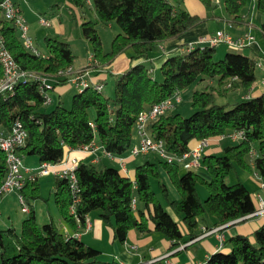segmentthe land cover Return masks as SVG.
<instances>
[{
    "label": "trees",
    "instance_id": "trees-1",
    "mask_svg": "<svg viewBox=\"0 0 264 264\" xmlns=\"http://www.w3.org/2000/svg\"><path fill=\"white\" fill-rule=\"evenodd\" d=\"M3 1L0 0V49L4 45L21 70H32L36 76L21 79L0 93V127L9 131L16 120H21L28 136L18 150L24 156L37 155L40 163H62L69 151L83 149L96 140L112 157L124 156L133 147L139 113L153 104L181 93L206 77L219 78L216 92L220 95L222 91L237 88L246 94L257 80L255 57L230 50L216 59L215 46L209 44H198L186 53L166 56L159 80L145 61L165 41L187 33L207 17L190 12L182 0H91L102 21H116L121 28L112 40L111 49L104 52L96 22L91 19L82 22L83 34L93 44L95 59L110 65L120 53L132 48L131 60L135 62L113 75L112 95H106L103 88L99 90L91 82L73 95L71 106H66L60 98L54 108L46 110L43 106L53 102L50 90L57 85L75 84L70 81L72 72H65L69 67L75 70V54L70 42L59 35L46 36V53L28 48L16 18L5 16ZM203 1L211 4V0ZM224 1L230 20L243 21L249 0ZM87 3L88 0H72L71 8L77 11ZM256 5L263 14L264 34V0H256ZM3 74L0 60V79ZM44 83H50L52 88L46 89ZM213 89L193 91L191 100L195 110L189 116L173 110L176 105L151 120L148 127L152 137L162 140L175 157L191 151L193 140L242 131L241 139L226 145L221 154L202 156L201 165L211 175L210 179L193 168L181 172L177 158L168 161L161 156L160 162L181 193L180 198H171L168 185L159 181L167 207L152 185V178L160 177L159 163L146 159L131 178L114 165L99 167L79 159L75 169L78 191L70 187L69 177L54 178L55 201L62 216L77 224V217L83 221L92 211L100 210L115 239L125 241L132 229L140 233L159 231L171 241L169 250H173L203 231L201 223L206 213L214 218L216 226L237 219L242 221L254 214L256 199L249 187L241 180L229 184L226 177L233 167L240 165L255 172L260 182H264V93L240 98L230 105L217 102ZM47 95L51 97L49 103H46ZM7 173V156L0 149V185ZM199 182L209 189L205 201L199 194ZM21 192L30 206L29 215L23 220L20 232L14 226L0 229V264H119L103 260L101 251L81 238L66 236L55 221L38 223L32 204L41 197L38 177L26 181ZM76 197L79 200L72 213L71 205ZM252 236L243 233L230 236L224 242L230 249L211 253L204 264H264V223Z\"/></svg>",
    "mask_w": 264,
    "mask_h": 264
},
{
    "label": "crops",
    "instance_id": "crops-1",
    "mask_svg": "<svg viewBox=\"0 0 264 264\" xmlns=\"http://www.w3.org/2000/svg\"><path fill=\"white\" fill-rule=\"evenodd\" d=\"M217 1L220 2L221 0ZM182 2L185 8H187L190 12L197 13L203 17H207V19L196 27H194L192 30L188 31L187 33L177 38H172L165 41L163 44H161L160 49L155 53V55L149 60L155 62V60L157 59H163L164 57L170 56L172 54L186 53L190 50L191 47H194L195 45H204L199 43V40H201L202 37H210L219 29H223L232 34L233 36H239L245 32H250L254 35L255 39L249 45L242 47V52L252 57H255L258 62H262V65L259 66L262 75H264V34L261 30L263 14L258 9L256 5V0H252V2L249 3L248 6L244 9L243 21H237L235 23L232 22L228 17L224 6L219 11L213 9L211 6L204 3L203 0H183ZM88 3L91 4V0H88ZM17 5L19 7L20 13L23 15V17H25L20 2H17ZM76 10L77 12H79L78 9ZM37 15H39L40 17L39 22L41 25L51 27L53 26V30H55L56 33H64L66 27L61 18L54 17L53 19H48L42 16L43 14L41 13V11H39L36 16ZM42 17L48 19L50 23L48 25L43 24L41 22ZM232 47L235 46L230 44L225 45L223 43L218 44L215 46V53H217L218 56H222L225 51L234 50ZM128 50L129 49H127L123 53H120L110 65L101 63L97 61L94 56H90L88 57L86 62L78 64V67H76V65L73 63V67L74 69H80L90 66V80L93 83H102L104 90L105 85L103 81L108 77L109 74L116 75L120 72H123L133 62H135L131 60V55L129 56V54L127 53ZM40 52L46 53L47 50ZM262 77L263 78L260 82L256 80V82L248 93H241L240 98L253 97L264 93V76ZM71 86L75 85H71L69 83L64 85H57L53 88V90L59 94L60 98L63 99L65 94L70 91L71 88H73ZM224 94L227 93L224 92ZM240 98H237V100ZM237 139L239 138H233L230 135L208 138L207 143L202 149L200 161L204 154H220L221 152H223V149L226 145L236 143ZM139 142L140 137L137 133L136 143L134 145L138 144ZM200 143L201 140H193L191 142V149L198 147ZM95 145L96 148L93 151L87 149L71 150L67 153L66 158L70 159L71 157H76L78 160L82 159L86 162H93L99 167H105L106 165H109L110 163L116 161L118 163L117 167L120 168L123 173L130 176L131 178L135 177V169L139 164L143 163L146 159L154 161L153 158L150 157L153 152L144 156L133 155L131 152H128L127 154L122 156L124 157L123 166V163L120 158L111 157L110 155H108L103 150L101 144L97 140L95 142ZM191 157L192 156L189 155L187 159H184L180 162L181 172L188 169L184 164L185 161H188ZM25 158L27 161L32 163L29 164L31 165V167H37L41 164L40 162L37 164L35 159L33 158L27 159V157L24 156L25 164ZM124 167H126L127 170H125ZM201 167L203 166L200 165L199 168ZM199 168L198 170L196 168L193 169H196L204 178H211V176H207L206 172L199 171ZM165 173L166 170L164 169V174ZM165 175H167V177L171 179L168 173H166ZM55 176L56 175L54 174L52 190L53 195ZM258 179L260 180V177H258ZM166 184L169 187V184ZM172 188L175 192V198H180L181 193L179 192V190L174 186ZM252 193L256 199V205L258 209L259 201L257 196L261 195L264 198V187L261 185V182H259L255 190L252 191ZM2 203H4V196L0 197V204ZM55 206V213L51 215V220L55 221V223L58 225V227L63 233H65V230L72 235L76 232H79V238H81L85 243L101 251L100 257L103 260L116 261L119 264H153L150 262L153 258L160 257L168 252H177L173 256V258L184 264H198L199 262L204 263L211 253L220 249H224L226 251L230 249L229 245L224 244V242L230 236L235 235L237 233H243L253 237L252 235L255 229L264 223L263 217L260 214L254 213L250 214L242 221L241 219H239L224 225L216 226L215 220L212 216L208 218L206 217V215H204L201 223V228L203 229V231L200 232V234L194 239L189 240L188 242L182 244L181 246L173 250H169L171 241L159 231H152L150 233H140L135 229H132L129 231L127 239L122 242L114 238L113 229L110 225L106 224L103 221L100 215V210H94L88 214L91 218V225L88 229H86L80 226L79 223L72 224L68 222L60 213L56 202ZM0 229L2 228L0 227ZM182 229L186 231L185 227ZM221 235H223L224 237L223 242L220 239ZM101 242H107L108 244L107 246L103 244H98ZM105 248H107V250Z\"/></svg>",
    "mask_w": 264,
    "mask_h": 264
},
{
    "label": "rangeland",
    "instance_id": "rangeland-1",
    "mask_svg": "<svg viewBox=\"0 0 264 264\" xmlns=\"http://www.w3.org/2000/svg\"><path fill=\"white\" fill-rule=\"evenodd\" d=\"M17 2H20L21 8L25 15L24 18L26 19L29 28L28 30L29 34L33 38L34 46L37 47L40 51H46L47 50L46 40H45L46 36L48 34L59 35L65 40L69 41L70 44L72 45L71 47L75 54L73 63L76 65V67H78L77 66L78 64L86 62L88 57L94 56L93 44L83 34L82 22L84 20L91 19L96 22V27L102 39V46L104 52H107L111 49L112 40L114 36L118 32H121V28L116 21H110V22L102 21L97 15L94 6L90 3H87L84 7L79 9V12H77L71 8L72 0H19L16 1V3ZM251 2L252 0H249V3ZM208 5L211 6L213 9L220 11L222 7L225 6V1L221 0L220 2H218L217 0H211V4ZM39 11H41V13L43 14L42 16L48 19H53L54 17L61 18L66 27L64 33H56V31L53 30V26L51 27V26L41 25L39 22L40 20L39 15L36 16V14ZM222 43L225 45H229V43L227 42H222ZM232 48L235 51H242L243 49L242 47H236V46ZM227 52L228 51H225L222 56H218V54L215 53L214 56L216 59H219L223 57ZM127 53L130 56L133 53L132 48H130L127 51ZM164 59L165 57L163 59L161 58L159 60L157 59L155 60V62L151 60L145 61V63L150 68L153 69V74L159 80L162 79L161 66ZM256 75H257V80L260 82L263 78L262 76L264 75H262L259 65H257L256 67ZM114 78L115 77L112 74H109L108 77L105 79L106 81L104 83L105 85L104 93L106 95H112L114 92V81H115ZM218 79H219L218 77H213V78L206 77L205 80L192 83L190 86H188L187 88L181 91L182 101L173 110L181 112L184 116H189L190 114H192L195 110L191 100L192 93L194 90H201L205 88L208 89H211V87L215 88V90L214 89L213 90L216 93L217 102L219 103H229L231 105L237 100V98H240L242 89H238V88L230 89L228 92L222 91L221 92L223 93L222 95L218 94L216 92V90L219 88ZM71 85H75V84H71ZM71 87L73 88H71V90L68 91L65 94L64 98L62 99V101L66 106H71L73 95L79 91V87H77L76 85ZM224 92L227 94H224ZM49 95L53 98V102L43 106V108L46 110H51L59 103L60 97L57 92H55L54 90L53 91L50 90ZM136 137H137V129L134 132V140L132 145L136 143ZM237 141H239V139H237ZM26 157L27 159L33 158L35 159L37 164L39 163V158L37 155H26ZM150 157L153 158L155 162L160 164V177L152 178L153 188L156 190L162 202L167 206L168 203L165 196L163 195V191L161 189V185L159 181H163L169 184V189H170L169 191L171 198H175V192L172 187L173 186L176 187V186L175 184H173L172 180L169 179L167 175H165L167 173V170L160 162V160H162L163 158L159 155V153L153 152V154ZM29 164L32 163L26 160V165L31 167V165ZM109 165H114L117 167L118 163L114 161ZM198 168L196 169L198 170ZM164 169L166 170L165 174H164ZM199 169H200L199 171L201 172H206L208 177L211 176L209 172L204 168V166ZM53 176L54 174L50 172L47 174H40L38 177L41 184V197L33 200L32 204L34 205L36 218L40 225L44 224L45 222L51 221V215L55 213L56 201L52 191ZM239 180L243 181L251 191H254L256 186L260 182L255 172H252L251 170L242 167L240 165H236L227 174L226 181L229 184H232ZM198 190L202 201H205L206 197L209 194V189L207 185L204 182H199ZM1 196H4V203L0 204V212H1L0 227L7 228L9 226H14L16 230L20 232L22 228V222L29 215V212H24L22 210V204L16 192H12L10 194L1 195ZM205 215L208 218L210 217L209 214L207 213ZM181 226L182 228H184L183 223H181ZM98 244H103L107 246L108 243L101 242ZM107 248L105 249L107 250Z\"/></svg>",
    "mask_w": 264,
    "mask_h": 264
},
{
    "label": "built area",
    "instance_id": "built-area-1",
    "mask_svg": "<svg viewBox=\"0 0 264 264\" xmlns=\"http://www.w3.org/2000/svg\"><path fill=\"white\" fill-rule=\"evenodd\" d=\"M6 17L16 18V23L20 29L21 36L25 41L28 48L32 49L34 52L39 53L37 47L34 46L33 39L29 34V28L25 18L20 13L19 7L15 0H4L1 4ZM41 22L48 25L50 22L48 19L42 17ZM255 39L254 35L250 32H245L239 36H233L229 32L219 29L210 37H202L199 40L201 44H209L211 46H216L222 42H227L230 45L236 47H245L253 42ZM0 60L4 68V74L0 79V93L11 89L15 83L21 79H26L31 76H36V73L32 70H21L12 53L4 46L1 45L0 49ZM257 65H262V62L257 61ZM90 66L75 69L73 71L72 67H69L65 72H72V77L70 79L71 83H75L79 88H83L92 81L90 80ZM39 77V76H37ZM46 89H51L52 85L50 83H44ZM96 88L99 90L103 88L102 83H95ZM182 101V96L180 92L169 96L162 101L153 104L149 109L143 110L139 113L137 118V133L140 137V142L134 145L131 149L133 155L144 156L152 151L158 152L160 156L168 161L178 159L180 162L187 159L189 155L192 157L185 161V166L187 168H198L201 165L200 157L204 145L207 143V139L201 140L198 147L191 149V151L184 153L180 157H175L166 149L164 142L159 139L152 137L149 131V122L158 117V115L174 108ZM51 102V97L47 95L46 103ZM233 138H241L243 136L242 131L232 132L229 134ZM28 136L27 129L21 120H16L12 128L8 131L0 127V149H2L7 156L8 162V173L0 185V196L16 192L22 204V210L24 212L30 211V206L26 202L24 195L21 192L22 187L28 180H34L39 177L40 174L54 173L55 175L67 176L69 177L70 187L74 192L78 191L77 180L75 175V169L78 166V159L76 157H71L70 159H65L62 163H49L43 162L37 167H29L24 162V155L18 150L19 147L23 146L26 142ZM96 145L92 143L83 149L95 150ZM112 157L110 153H107ZM124 166V157H119ZM125 170L126 167H124ZM264 186V182L261 183ZM259 207L255 211V214H260L264 219V198L258 195ZM78 197L74 199L71 205V212L76 211ZM135 204V200H133ZM77 221L80 226L88 229L91 225V218L89 215L85 216V219L81 221L77 217ZM216 230V229H213ZM66 236H76L79 237V232L75 234H70L65 230ZM223 242V235L220 236ZM173 252H168L160 257L153 258L150 262L153 264H184L171 255ZM125 264V263H121ZM198 264H204L199 262Z\"/></svg>",
    "mask_w": 264,
    "mask_h": 264
},
{
    "label": "water",
    "instance_id": "water-1",
    "mask_svg": "<svg viewBox=\"0 0 264 264\" xmlns=\"http://www.w3.org/2000/svg\"><path fill=\"white\" fill-rule=\"evenodd\" d=\"M237 220H239V219H237ZM234 221H236V220H234ZM231 222H233V221H231Z\"/></svg>",
    "mask_w": 264,
    "mask_h": 264
}]
</instances>
